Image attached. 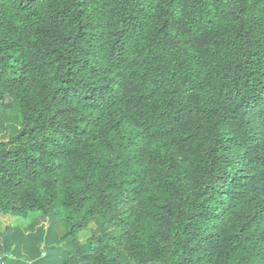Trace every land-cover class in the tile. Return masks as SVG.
I'll use <instances>...</instances> for the list:
<instances>
[{
	"label": "trees",
	"instance_id": "1",
	"mask_svg": "<svg viewBox=\"0 0 264 264\" xmlns=\"http://www.w3.org/2000/svg\"><path fill=\"white\" fill-rule=\"evenodd\" d=\"M0 116L60 264H264V0H0Z\"/></svg>",
	"mask_w": 264,
	"mask_h": 264
},
{
	"label": "rangeland",
	"instance_id": "2",
	"mask_svg": "<svg viewBox=\"0 0 264 264\" xmlns=\"http://www.w3.org/2000/svg\"><path fill=\"white\" fill-rule=\"evenodd\" d=\"M3 119L0 116V130L2 124L9 129L11 122ZM3 135L0 131V139ZM0 219L3 229L10 227L6 237L0 235V264H60L64 250L70 249L59 240L63 228L56 217L45 219L38 211H30L25 215H0ZM5 256L19 262L2 259Z\"/></svg>",
	"mask_w": 264,
	"mask_h": 264
},
{
	"label": "crops",
	"instance_id": "3",
	"mask_svg": "<svg viewBox=\"0 0 264 264\" xmlns=\"http://www.w3.org/2000/svg\"><path fill=\"white\" fill-rule=\"evenodd\" d=\"M2 219H6V218H2ZM1 220V219H0ZM0 230H3V228L0 226Z\"/></svg>",
	"mask_w": 264,
	"mask_h": 264
}]
</instances>
